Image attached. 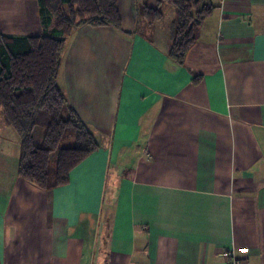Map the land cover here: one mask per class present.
<instances>
[{
  "label": "crops",
  "instance_id": "1",
  "mask_svg": "<svg viewBox=\"0 0 264 264\" xmlns=\"http://www.w3.org/2000/svg\"><path fill=\"white\" fill-rule=\"evenodd\" d=\"M210 2L182 65L167 2L147 25L157 0H118L122 32L69 37L58 84L99 147L68 184L18 176L0 111V264H264V0ZM44 31L38 0H0V33Z\"/></svg>",
  "mask_w": 264,
  "mask_h": 264
},
{
  "label": "trees",
  "instance_id": "2",
  "mask_svg": "<svg viewBox=\"0 0 264 264\" xmlns=\"http://www.w3.org/2000/svg\"><path fill=\"white\" fill-rule=\"evenodd\" d=\"M157 1L155 7L140 5L138 17L151 25L163 18L162 3L176 8L168 57L182 65L198 28L215 5L210 0ZM38 2L43 34L0 33V111L20 139L18 176L46 190L68 184L71 171L99 147L58 84L68 39L83 26L123 30L118 0ZM193 80L198 82L200 76ZM37 127L44 130L41 145L34 138ZM53 153L56 167L50 171Z\"/></svg>",
  "mask_w": 264,
  "mask_h": 264
},
{
  "label": "built area",
  "instance_id": "3",
  "mask_svg": "<svg viewBox=\"0 0 264 264\" xmlns=\"http://www.w3.org/2000/svg\"><path fill=\"white\" fill-rule=\"evenodd\" d=\"M224 257V264H243L242 258L237 256L232 249L222 251Z\"/></svg>",
  "mask_w": 264,
  "mask_h": 264
},
{
  "label": "rangeland",
  "instance_id": "4",
  "mask_svg": "<svg viewBox=\"0 0 264 264\" xmlns=\"http://www.w3.org/2000/svg\"><path fill=\"white\" fill-rule=\"evenodd\" d=\"M11 130L14 132V130L12 128H11ZM36 132L37 133H40V134H43L44 133V130L42 128H40V127H37L36 128ZM14 134H15V132H14ZM55 158H56V153H53L52 154V157H51V162H50V171L52 170V168L55 169V167H56V165H55Z\"/></svg>",
  "mask_w": 264,
  "mask_h": 264
}]
</instances>
